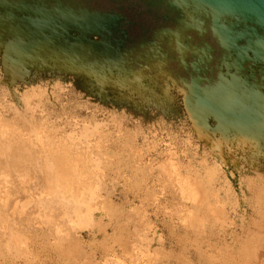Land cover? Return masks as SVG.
<instances>
[{
	"label": "water",
	"instance_id": "water-1",
	"mask_svg": "<svg viewBox=\"0 0 264 264\" xmlns=\"http://www.w3.org/2000/svg\"><path fill=\"white\" fill-rule=\"evenodd\" d=\"M146 4L162 22L134 34L123 12L89 0H0L8 84L72 75L100 100L142 107L173 91L212 154L264 168V0Z\"/></svg>",
	"mask_w": 264,
	"mask_h": 264
},
{
	"label": "rangeland",
	"instance_id": "rangeland-1",
	"mask_svg": "<svg viewBox=\"0 0 264 264\" xmlns=\"http://www.w3.org/2000/svg\"><path fill=\"white\" fill-rule=\"evenodd\" d=\"M89 2L94 7L116 8L123 12L131 21L130 28L134 34L142 32L146 27L157 26L162 22L163 11L156 9L158 8L156 6L153 7L147 5L146 3H149V0H146V2L145 0H89ZM30 84H36V92L30 99L31 101L27 104L25 101H22L23 99L19 97L16 91L19 89L18 86ZM82 86L81 81L72 75L66 76L63 74L56 75L46 73L30 75L26 80L18 81L10 86L0 63L1 119L5 121H19L28 113L26 119L30 114V119L33 118V120L27 119L28 121H42L44 119V121L55 122V125L57 123L56 126H62L61 128L63 129L72 122H84L88 123V125H86L94 132L92 133V137H95L96 132L98 134H96V137L100 136V139H97L98 142L99 140L102 142H99V150H102L100 152L104 158H102L103 160L101 159V166H99L101 171L103 170L101 172L102 178H100L99 184H101L99 185V189L102 195L100 204L103 207L96 216V222L98 221V223L95 222V225H97L95 228L97 227L101 230V237L99 236V238H95V240L91 236L92 230L86 232L84 241L86 243L85 245L90 247L91 253H95L94 255L98 256L103 262L105 261V264H126V261L127 264L130 262L131 264H142L143 262L144 264H184L183 262L185 261L186 264H243V258L246 256V254L244 255V253H246L245 247L248 245L247 240L253 236V232L256 234V231H253V225L258 222L257 219L262 216L261 214H264V168L255 169L243 165L242 162H239L238 165H236L231 161H223L218 152L217 154H212L206 143L197 137V134L192 128L190 120L183 109L182 103L180 102L175 108H169V106L163 107L155 103L144 104L142 107L138 104L134 105L129 101L117 102L113 99L100 100L98 96L91 95L84 91ZM37 87H39L40 90ZM37 104L38 107H36ZM15 106L17 108L16 110L20 113L13 110ZM24 111H26V115H23ZM20 114L21 116H19ZM20 121H25V119ZM91 125L93 129L96 128V131H94L95 129H92ZM97 139L95 138L94 140ZM102 163H105L104 166ZM167 169L171 170H168L169 174H167ZM163 170L166 171L164 172ZM177 171H181V173L178 172V175L176 174ZM183 173L187 177H185ZM163 174L166 177H164ZM178 176H180V178H178ZM181 177H184L182 179L186 180L183 181ZM151 181L154 182L152 183ZM181 181L185 182L183 183L184 186ZM186 181L188 182L186 183ZM175 182L182 185L181 188L183 189L184 194L181 198L174 193L173 184ZM186 185H188V187H186ZM191 185L195 188V191ZM199 186H202V188ZM187 188L191 190L190 193ZM152 193L155 194L156 198L154 194L152 196ZM146 196L150 197L149 200ZM142 197L144 200L146 199L148 201H144ZM155 199L158 200L156 201ZM150 200H152V202ZM143 202H145V204ZM154 204H157L158 209H156L157 207L156 205L154 206ZM175 204L178 205L177 208L179 210L175 208ZM218 204L219 206L215 210ZM141 205V208L144 211L145 209L148 210L144 212L140 208ZM159 205H161L162 208ZM162 205H164V207ZM195 206L198 207L196 208ZM192 207L195 208V210ZM129 208L130 212L128 211ZM164 209L168 210L165 211ZM186 209L189 215L191 213L192 215L189 216L188 213L185 212ZM104 210H106V212ZM132 210H134V212H132ZM141 210L144 213H141ZM160 211L168 213L166 215L164 212H162L163 214H160ZM171 211H174L176 214L174 212L171 213ZM125 213H127V215ZM143 214H145L144 216L147 221ZM183 214H187V218L183 216ZM140 215L142 216L140 217ZM106 216L110 218L108 219ZM124 217H127L129 220L126 221L127 219ZM202 217L205 218H203L205 221L202 220ZM99 218L101 222L99 221ZM170 218H172V220ZM121 220L124 223L120 222ZM138 220H140L139 222H147V224H149L147 225L144 223L141 226L139 223V226L135 225L136 222L138 223ZM180 220L181 223L185 222V225L178 222ZM133 221L135 224L131 223ZM171 221H173L171 223L172 225L169 224ZM127 222L130 223L128 224ZM143 225L144 227L146 226L147 229V226L149 225L152 227L150 226L148 231L146 228L144 229ZM196 225H198V227ZM116 226H118V229H116ZM125 226H127V228ZM173 226L176 227L173 228ZM188 226L189 229H187ZM223 226L225 227L223 228ZM153 227L156 229L154 230ZM194 228H198V230ZM250 229L252 230L250 231ZM130 231L133 233L131 234ZM144 232H146V234ZM152 232L155 233L153 234ZM226 232L228 233L225 234ZM123 233L127 236L130 233L128 240L133 234L134 236L139 237V240L138 237L136 238L138 246L132 254L134 256H132V258L127 253L129 250L127 248L129 241H126L127 239L124 238V235H122ZM143 235H147L148 237L144 236L143 238ZM127 236L125 237L127 238ZM240 237L243 240H241ZM145 238L149 239L146 240ZM181 238L183 239V242L181 241ZM117 239L121 240L118 242ZM232 240H234V242ZM91 241H94V243L92 242L93 245L89 246L92 244ZM100 241H103L102 246ZM113 241H115V243H113ZM216 241L219 242L216 243ZM88 242L90 243L89 245ZM145 242L146 244H149V246L147 245L146 247ZM104 243L105 245L103 246ZM179 243H181L182 246L179 245ZM94 244L95 246L100 244V248L98 246L94 248ZM142 244L145 245V249L144 247L142 249ZM230 245L232 246V249ZM115 246H117V248ZM101 247H103L104 250ZM93 249H96V251ZM237 249L241 251L240 257L238 256L239 253H237ZM98 250L101 254H98ZM102 254L105 255L101 257L100 255ZM139 256L142 259L138 262L137 259H139ZM118 257H120V259H118Z\"/></svg>",
	"mask_w": 264,
	"mask_h": 264
},
{
	"label": "bare ground",
	"instance_id": "bare-ground-1",
	"mask_svg": "<svg viewBox=\"0 0 264 264\" xmlns=\"http://www.w3.org/2000/svg\"><path fill=\"white\" fill-rule=\"evenodd\" d=\"M35 85L36 84L18 86L19 89H18V91H16V93H18L19 97L21 99H23L22 101H25L28 104L31 101L30 99L32 98V96L35 95V92H36ZM37 88H39V87H37ZM39 90H40V88H39ZM39 92H41V91H39ZM33 107H34V105H33ZM36 107H38V104ZM29 108H30V104H29ZM16 109L17 108L15 106V108H13V110L15 112L16 111L19 112ZM34 109H35V107H34ZM14 111H13V113H14ZM26 111H24L23 115H26V113H25ZM40 111H41V108H40ZM21 114H22V112H21ZM21 114L19 116H21ZM27 115H28V113H27ZM26 116H23V118L21 117L23 120L25 119V121H20V120H22L20 118H19L20 119L19 121H5V120L1 119L2 116L0 117V264H105L106 262L105 261L103 262L98 256H95L94 255L95 253L94 254L91 253L90 247L85 245L86 243L84 241V236L88 230H92L91 236L93 237V239H95V238L97 239L101 235V230L98 229L97 227H96L97 229L95 228V226H97V225H95L96 216L101 211V209L103 207L100 204L102 195H101V191L99 189L100 188L99 185L101 184V183L99 184L100 178H102L101 172L103 171V170L101 171L99 166H101L100 165L101 159L104 158L102 153L100 152L102 150L101 149L99 150L100 143H102V142H101V140H99V142H100L99 143L97 138L100 139V136L96 137V134H97V132H96L95 137H92L93 136L92 133H94V132L91 131L90 128H88V126H87L88 123L70 121L72 123L68 124L66 126V128L63 129V128H61L62 126L61 127H58L59 125L56 126L57 123L55 125V122H53L54 123L53 124L51 121H44V119L42 121H28L27 119H30L29 116H31V114L28 116L29 118L27 117V119H26ZM35 117H36V115H35ZM31 119L33 120V118H31ZM91 127H92V125H91ZM92 129H93V127H92ZM94 129L93 130L96 131V128H94ZM98 130H100V129H98ZM90 136H91V138H90ZM95 138L97 140H94ZM111 161H113V160H111ZM104 164H103V166H104ZM160 164H162V163H160ZM161 166H163V165H161ZM160 169H162V168H160ZM168 170L169 169H167V172H168ZM163 171L165 172L166 170H163ZM169 171H171V170H169ZM178 172L179 171H177L176 174H178ZM179 173H181V171ZM186 173H188V172H186ZM167 174H169V172ZM173 174H174V172H173ZM163 176H164V174H163ZM164 177H166V176H164ZM185 177H187V176L185 175ZM172 178H176V177H172ZM178 178H180V176H178ZM182 178H184V177H181V179ZM182 180L184 181L186 179H182ZM156 181H158V180H156ZM183 181H181L182 184L185 183ZM187 182L188 181H186V183ZM160 183H161V181H160ZM179 183H180V179H179ZM195 183H197V182H195ZM181 186L182 185H179L177 182H175L173 184L174 193H176L180 198L183 197V194H184ZM183 186H184V184H183ZM186 187H188V185H186ZM191 187H193V186L191 185ZM191 187H190V189H191ZM199 187L202 188V186H199ZM143 189H144V187H143ZM187 189L189 190V188H187ZM145 191H147V190H145ZM158 191H160V190H158ZM190 191L191 190H189V193H190ZM194 191H195V188H194ZM153 194L154 193H152V196H153ZM155 194H156V192H155ZM155 194H154V196H155ZM159 194H161V193H159ZM135 196H137V195H135ZM149 196L148 197L146 196V198H148V200L150 198ZM158 196H161V195H158ZM200 197H201V195H200ZM155 198H156V196H155ZM174 198L177 199L176 197H174ZM191 198H193V197H191ZM201 198H200V200H201ZM143 200H144V198H143ZM148 200L145 199L144 201H148ZM155 200H154V203H155ZM150 201L152 202V200H150ZM164 201H165V199H164ZM143 203L145 204V202H143ZM163 203H165V202H163ZM209 203H212V202H209ZM213 203H215V202H213ZM144 204H142V205H144ZM157 204H154V206L156 205V207H157V208L155 207L156 209H158ZM142 205L140 206V208L142 207ZM175 205H176V207H175ZM175 205H174V207L177 210H179L177 208L178 205L177 204H175ZM189 205H190V203H189ZM193 205H191V206H193ZM159 206L161 207V205H159ZM162 206L164 207V205H162ZM198 206H195V207L197 208ZM218 206H219V204L217 205L215 210L218 208ZM106 207H107V205H106ZM137 207H135V208H137ZM212 207H213V204H212ZM199 208H201V207H199ZM168 209H166V210H168ZM193 209L195 210V208H193ZM142 210H141V213L144 211V210L143 211ZM146 210H148V209H145L144 212H146ZM151 210H153V209H151ZM171 210H173V209H171ZM202 210H203V208H202ZM104 211L106 212V210H104ZM128 211L130 212V208ZM155 211H157V210H155ZM165 211H162V212L165 213ZM174 211H171V213ZM132 212H134V210H132ZM138 212H140V211H138ZM162 212L160 211V214ZM185 212L188 213L187 209ZM156 213H159V212H156ZM167 213H165V215ZM209 213H211V212H209ZM125 214L127 215V213H125ZM201 214H202V212H201ZM144 215L145 214H143V216ZM186 215L187 214H183V216H185V217H186ZM188 215H189V213H188ZM190 215H192V213ZM214 215H216V214H214ZM261 215L262 216L259 219H257L258 222L255 223V225H253L254 226L253 231H256V234H254V232H253V236L251 238L247 237L249 239L247 240L248 245L245 247L246 253H244V255L246 254V256L243 258V261H244L243 264H264V214H261ZM137 216H139V215H137ZM141 216L142 215H140V217ZM103 217H104V215H103ZM214 217H217V216H214ZM100 218H99V221H100ZM144 218H145V216H144ZM172 218H170V219L172 220ZM203 218L204 217H202V220H203ZM125 219H127V217ZM133 219H134V217H133ZM128 220L129 219H127L126 221H128ZM175 220H178V219H175ZM188 220H189V218H188ZM193 220H194V218H193ZM134 221L131 223H134ZM139 221L140 220H138V223L136 222V224L135 223L134 224L138 225L140 223L142 226V224L145 223V222L143 223V222H139ZM146 221H147V219H146ZM203 221H205V220H203ZM120 222L124 223L122 220ZM149 222H150V220H149ZM172 222L173 221H171L169 224L172 225L171 224ZM178 222L181 223V220ZM182 222H183V220H182ZM96 223H98V221ZM184 223L185 222H183L181 224H184ZM118 224H120V223H118ZM145 224H147V222ZM170 225H169V227L171 228ZM173 225H174V223H173ZM186 225H187V223H186ZM118 226H116L117 227L116 229H118ZM141 226H140V228H141ZM150 226L151 225L147 226L148 227V229H147L146 226L144 227V225H143L144 229L146 228L148 231H149ZM196 226L198 227V225H196ZM125 227L127 228V226H125ZM175 227L173 226V228H175ZM224 227L225 226H223V228ZM221 228H222V226H221ZM101 229H102V227H101ZM114 229H115V227H114ZM155 229L156 228H154V230ZM187 229H189V226ZM194 229H196V228H194ZM184 230H185V228H184ZM196 230H198V228ZM251 230L252 229H250V231ZM142 231H143V229H142ZM130 232H131V234L133 233L132 231H130ZM178 232H177V234H178ZM187 232H188V230H187ZM144 233L146 234V232H144ZM227 233L228 232H226L225 234H227ZM129 234H128V236H129ZM232 234H233V232H232ZM122 235H124V233ZM141 235H142V232H141ZM222 235H224V234H222ZM125 236H127V235H124V238L127 239L126 241H129V244H128V246L126 245L127 243L124 245H126L127 248L129 249L127 253L132 258V256H133L132 254L134 253V251L136 250V247L138 246V244H137L138 242H136L137 241L136 238L138 236H134V234H133V236L131 235L129 240H128V236H127V238ZM139 236H140V234H139ZM144 236H147V235H143V238H144ZM120 238H121V236H120ZM141 238H142V236H141ZM145 239L148 240L149 238L148 239L145 238ZM240 239H241V237H240ZM89 240H91V239H89ZM119 240H121V239H117L118 242H119ZM138 240H139V237H138ZM177 240H178V238H177ZM182 240L183 239L181 238V241ZM241 240H243V239H241ZM115 241H113V243H115ZM232 241L234 242V240H232ZM244 241H246V240H244ZM92 242L94 243V241H91V243ZM102 242H101V246H102ZM146 242H145V244H146ZM217 242H219V241H216V243ZM220 242H221V240H220ZM93 243L90 244L88 242V245L90 244L89 246H91V245H93ZM116 244H118V243H116ZM99 245L95 246V244H94V248L97 246L99 247ZM104 245H105V243L103 244V246ZM120 245H121V243H120ZM147 245L149 246V244H146V247H147ZM179 245H181V243H179ZM184 245H183V247H184ZM227 245H229V244H227ZM144 246L145 245L142 246V249ZM230 246H229V248H230ZM115 247L117 248V246H115ZM101 248L103 249V247H101ZM116 248H114V249H116ZM139 248H140V246H139ZM219 248H220V246H219ZM105 249H106V247H105ZM144 249H145V247H144ZM179 249H181V248H179ZM231 249H232V246H231ZM93 250L96 251V249H93ZM99 250H98V254L100 253ZM183 250H184V248H183ZM92 252H94V251H92ZM113 252H114V250H113ZM149 252H151V251H149ZM237 253H239V255ZM237 253L236 254L240 257L241 251L238 250ZM112 254H114V253H112ZM112 254H111V256H112ZM104 255L102 254L100 256L102 257ZM108 256H110V255H108ZM140 256H139V259H137L138 262L140 261V259H142V258H140ZM204 257H206V256H204ZM137 258H138V256H137ZM223 258H225V257H223ZM118 259H120V257H118ZM204 259H206V258H204ZM112 260L115 261L114 259H112ZM123 260H125V259H123ZM135 260H133V261H135ZM117 262H119V261H117ZM117 262H115V263H117ZM183 263L186 264V261ZM126 264H127V261H126ZM129 264H131V262ZM142 264H144V262Z\"/></svg>",
	"mask_w": 264,
	"mask_h": 264
},
{
	"label": "flooded vegetation",
	"instance_id": "flooded-vegetation-1",
	"mask_svg": "<svg viewBox=\"0 0 264 264\" xmlns=\"http://www.w3.org/2000/svg\"><path fill=\"white\" fill-rule=\"evenodd\" d=\"M172 93L174 94V96H176V94L173 91L170 92L169 95H166V94L163 96L155 95L153 99H149V101H145L144 104L155 103L163 107L169 106V108H172V107L175 108L179 102L181 103V100L180 98L173 97Z\"/></svg>",
	"mask_w": 264,
	"mask_h": 264
}]
</instances>
